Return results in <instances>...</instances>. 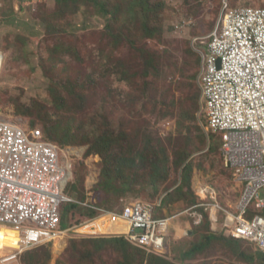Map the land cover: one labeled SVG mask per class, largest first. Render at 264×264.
<instances>
[{"label":"rangeland","instance_id":"rangeland-1","mask_svg":"<svg viewBox=\"0 0 264 264\" xmlns=\"http://www.w3.org/2000/svg\"><path fill=\"white\" fill-rule=\"evenodd\" d=\"M74 1L65 8L57 0L37 6L32 0H0L4 57L0 120L45 132V126L52 124L48 117H53L63 125L59 134L70 126L80 141L110 132L118 142L112 152L117 155L122 150L126 157L140 156L149 141L161 143L171 159L176 151L188 157L187 164L193 167L191 186L177 194L184 167H176L173 159L158 195L136 187L128 194L106 196L99 190L101 156L87 157L85 145L62 147V160L71 172L67 196L83 204L93 194L97 206L117 215L135 203L153 207L156 217L172 219L169 252L163 260L151 261L150 255L129 244L97 242L86 238L95 235L78 234L75 227L56 248L49 245L25 252L14 264H245L223 243L188 260L183 256L202 245L205 236L228 239L215 229L224 223L226 213L236 211L240 199V189L224 166L221 136L207 130L198 83L203 55L226 6L264 8V0H151L149 12L135 8L136 0ZM99 1L106 3L107 11L97 6ZM150 179L146 175L140 182ZM207 187L217 189L216 201L223 210L216 214L217 226L211 231L194 227L192 221L199 219L194 213L202 203H214L211 197L199 196ZM168 194L172 198L162 204ZM84 208L79 205L64 212L68 228L85 221ZM177 215L183 217L174 222ZM18 244L12 230L0 227V262L17 251ZM239 247L249 255L257 253L256 245Z\"/></svg>","mask_w":264,"mask_h":264},{"label":"built area","instance_id":"built-area-1","mask_svg":"<svg viewBox=\"0 0 264 264\" xmlns=\"http://www.w3.org/2000/svg\"><path fill=\"white\" fill-rule=\"evenodd\" d=\"M3 62L0 55V74ZM198 83L207 130L221 136L224 166L240 189L236 211L226 213L215 230L264 252V8L223 9ZM61 151L41 128L0 120V227L19 237L18 251L3 257L1 264H14L25 252L55 245L71 232L62 230V211L79 203L66 194L71 172ZM216 191L207 187L199 192L201 198L214 200L199 206L211 210L214 227L216 214L223 211ZM119 216L129 225L126 237L132 245L155 254L167 249L172 219H155L153 209L142 203L126 206Z\"/></svg>","mask_w":264,"mask_h":264},{"label":"trees","instance_id":"trees-1","mask_svg":"<svg viewBox=\"0 0 264 264\" xmlns=\"http://www.w3.org/2000/svg\"><path fill=\"white\" fill-rule=\"evenodd\" d=\"M46 1L47 0L42 1V2H37L36 6L42 3L44 5ZM57 1H58L57 3L59 6L65 7V8H69L71 7V5L73 6L75 4L74 0H57ZM96 4L97 6H99L101 10H103V12L107 11L108 7L107 5L104 6L106 4L105 2L99 1ZM14 5H15V2H14ZM152 6L153 4L151 3V0H136L135 5H134L135 8L139 7L141 11H146V12H149ZM15 12L17 13L16 9H15ZM199 62H200V58L196 55V63H199ZM199 95H200L199 93H197L196 95V99L198 101L200 99ZM48 119H49V123H52V124L45 126L44 135L46 139L57 144L61 148L85 145L89 147L87 154H86L87 157L101 156L103 160V169L101 173L99 190L102 194L104 193L106 196H111V195L116 196V195H121V194H128L134 191L136 187L151 189L154 191L155 195H158L160 192V187H161L162 182L166 181L169 176V164L173 159H174L173 164L176 167H184L182 170V187L177 191V194L182 195L184 190L186 189L185 186H187L190 189L193 167L192 165L187 164L188 157L186 158L185 157L186 155H182L181 153H178L176 151L173 153V159H171L167 151L165 149H162L161 143H154L153 141H149L148 143L149 147L144 152L142 153L138 152V154H141L138 157L136 156L126 157L122 150L120 151L121 153L115 155V153L112 152V147L118 142L115 143L116 140L111 137L110 132L102 137H98L95 139H82V141H80L79 140L81 139L80 136L77 133H73L72 128H70V126H68L67 129L64 130L63 135H61L59 134V132L61 129H63L62 128L63 125H61L60 122H58V119H54L53 117L52 118L48 117ZM204 136L205 135H203V138L205 140ZM146 175L150 176L151 178L150 183L140 182L142 177ZM171 198H172V194H168L163 199L162 204L164 202H167ZM77 206L79 205L70 204V207L69 205L64 206L63 211H62L63 231L73 229L75 227H79L87 222H91L97 219L101 215L98 211L91 210L89 208H84L87 213V216H84L85 221H81V222L76 221L74 224H72V227L68 228V224L66 223V217L63 219V214L65 211L69 212V210L71 209L73 210L76 209ZM147 206L153 209V217L155 219H162V218L156 217L155 210L153 207L149 205ZM99 208L101 207L99 206ZM193 211H195V209ZM194 214H197L199 216V219L192 220L194 227H202V226L205 227L206 226L210 231L212 230L213 225L209 219V214L208 212H206L205 209L200 208L198 209V211L196 210ZM109 225H110V228L107 234L114 235V234L125 233L126 227L120 221L114 220L112 217L99 219L95 223L91 224L87 229L82 230V233L84 231H92V233L105 234ZM103 237H86V238L93 239V240H96L97 242L107 243V244L108 243H119V244L123 243L124 245L129 244L136 250L142 251L150 255L151 257L149 258L151 259V261L153 260V258L161 261L163 260L162 258L166 256L169 252L168 249H166L162 254L149 253L148 251L144 249H140L132 245L128 241L126 236H112L113 239H104ZM215 243H223L224 245L228 246L232 254L237 256L242 263L256 264L257 262H260L261 264H264V252L263 251L257 249V253L253 255H249L248 253L242 252V249H240L239 247L240 243H248V242L230 240L226 238L219 239L212 234L205 236L204 243L202 245L201 244L196 245L194 248H192V250H189L188 252H186L183 258L185 260L193 258L196 255L203 253L205 250H207L209 247H211ZM43 247L45 248L49 246H43ZM43 247H39V248H43ZM28 257H30V255H28ZM50 259H51V255L49 253L46 254V261L50 262ZM151 261H148V264Z\"/></svg>","mask_w":264,"mask_h":264},{"label":"crops","instance_id":"crops-1","mask_svg":"<svg viewBox=\"0 0 264 264\" xmlns=\"http://www.w3.org/2000/svg\"><path fill=\"white\" fill-rule=\"evenodd\" d=\"M89 196H91V199L88 198V199L85 201V203H83V204L79 203V204H76V205H81V206H83V207H85V208H88V207H94V208H96V209H98V210L104 211V210H102L101 208H99V206L96 205V204H97V200H96L95 198L93 199V194H89ZM98 210H97V211H98ZM123 210H124V208H123ZM123 210L121 211V213L123 212ZM108 217L115 218L116 220H118V221H120V222H124V223L127 225V229H128V232H127V233L114 234L113 236H119V235H125V236H126V235L129 233L130 228H129L128 223H126V222H125V221H124L119 215H117V214H113V213H108V212H106V211H105V215H104V216H101V217L97 218L96 220H94V221H92V222H88V223L82 225L81 227L76 228V233H78V234H82V235H93V234H87V233H81V232H82V230L87 229L91 224L95 223V222L98 221L99 219H104V218H108ZM181 217H183V216H181V215H177V216H175V217H174V222H175L176 220H179ZM172 227H173V226H172ZM109 228H110V225H109V227H108V229H107V231H106L105 234L108 233ZM170 230H171V227H170ZM170 230H169V231H170ZM105 234H95V235L98 236V235H105ZM60 242H61V241L57 242V243H56L55 245H53V246L56 248L57 244L60 243Z\"/></svg>","mask_w":264,"mask_h":264},{"label":"bare ground","instance_id":"bare-ground-1","mask_svg":"<svg viewBox=\"0 0 264 264\" xmlns=\"http://www.w3.org/2000/svg\"><path fill=\"white\" fill-rule=\"evenodd\" d=\"M0 54H1V52H0ZM114 220H116L115 218H113ZM125 227H126V230H125V233H127L128 232V229H127V225L124 223V222H121ZM1 228H6V227H1ZM8 229H10V228H8ZM10 230H12V229H10ZM17 236H18V233L17 232H15L14 230H12ZM18 251V250H17ZM17 251H15V253L17 252Z\"/></svg>","mask_w":264,"mask_h":264},{"label":"water","instance_id":"water-1","mask_svg":"<svg viewBox=\"0 0 264 264\" xmlns=\"http://www.w3.org/2000/svg\"><path fill=\"white\" fill-rule=\"evenodd\" d=\"M220 65V62H218V66Z\"/></svg>","mask_w":264,"mask_h":264}]
</instances>
